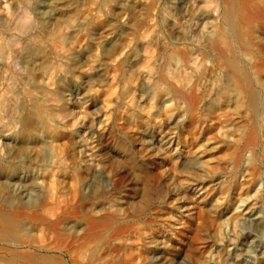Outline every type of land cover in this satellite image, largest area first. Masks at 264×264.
Instances as JSON below:
<instances>
[{
  "label": "rangeland",
  "instance_id": "obj_1",
  "mask_svg": "<svg viewBox=\"0 0 264 264\" xmlns=\"http://www.w3.org/2000/svg\"><path fill=\"white\" fill-rule=\"evenodd\" d=\"M162 1L79 0L46 48L36 45L44 24L20 45L23 56L55 60L46 79L23 63L31 78L17 83L21 117L0 125V174L15 166L4 136L33 131L36 145L14 152L33 149L38 163L24 168L40 189L28 202L0 194V264H150L160 240L168 264H219L235 247L240 194L249 191V205L264 189V0H216L224 11L211 30L199 18L205 0L193 1L176 35L163 30ZM225 17L230 34L221 40ZM6 69L0 63V76ZM64 83L78 95L62 99ZM175 123L167 152L141 144L140 130L167 133ZM197 161L200 175L190 169ZM192 183L216 205H195L182 219L178 199ZM224 202L228 210L215 212Z\"/></svg>",
  "mask_w": 264,
  "mask_h": 264
},
{
  "label": "bare ground",
  "instance_id": "obj_2",
  "mask_svg": "<svg viewBox=\"0 0 264 264\" xmlns=\"http://www.w3.org/2000/svg\"><path fill=\"white\" fill-rule=\"evenodd\" d=\"M76 1L78 2L79 0H0V14L5 22L3 26H0V46L3 49V54L0 56V63L7 66L5 73L0 76V125H2V122L6 117H10L12 119L18 117L19 119L20 110L16 100L17 97L15 95L18 90L17 83L18 81L27 82V80L31 78L26 74L27 72L25 73L26 69L23 63L29 62V65L32 67V72L36 73L39 77L46 79L47 66L50 62L52 63V61L55 60L53 57H45L44 55L23 56V54H21L22 50L20 45L26 41L27 36L36 27L38 28V25L44 24L46 25L47 30L43 32V35L41 34V40L38 42L36 41V45L43 49L46 48L50 31L54 29V27H59L62 24L65 11L70 9ZM193 1L195 2L196 0H163L161 4L162 6L160 5L161 7L159 9L160 15L164 18L165 22L163 30L176 35L179 29V27L176 26L179 21L178 15L182 9L191 4ZM32 5L34 6L32 7ZM223 9L224 8L221 7L216 0H205L203 12L199 18H204L205 20L207 19L205 21L206 30H211L215 27L216 22L221 17V11ZM125 12H127V9L121 10V14H124ZM225 18L227 19L226 22L218 27L221 40H224L225 37L230 34L229 28L231 26L229 25L228 18ZM115 32L116 31H109L108 35H113L114 37L116 35L117 37ZM188 45L190 49V56H197V51L195 50L196 43L190 42ZM138 59L139 57L137 56L131 61L136 64ZM201 61L204 64H207L208 56H202ZM32 72L31 74H33ZM30 93L34 99L36 101H40V103L46 100V96L41 88L32 89ZM76 95H78L77 90H75L69 83H66L64 89L62 90L61 98L68 101L69 98ZM165 102H168V100ZM255 102H259V98ZM16 123L17 125H20L19 121H16L14 125ZM171 128L172 129H170L167 133L159 132L158 128H145L140 130L141 144L151 151L167 152L173 146L177 137V124H172ZM24 132L25 134L23 136L26 137L22 139H19L15 134L7 133V135L3 138L4 144L1 148L4 151V158L15 164V166L13 165L14 168H12L11 171L9 170V172L0 174V194H8L12 197V199H16L20 202H28L29 200L36 199L40 192V189L33 182L35 177H33L32 172L24 168V165L27 163H30V165L38 163L34 162L32 158L34 155L33 149L28 152V154L23 155H15L14 152L16 148L21 146L31 149L33 145H36L35 138L33 137L35 134L33 131L29 130ZM77 138H79V136ZM76 144H78V147H82V140L77 141ZM208 150L211 151L213 149L209 148ZM41 154V160L42 163H44L46 161V152L44 149L41 151ZM44 164L46 165V163ZM190 169L193 173L198 172L199 175L200 172L203 171L200 161L191 165ZM258 183H263L262 179L259 178L255 181V185ZM200 191V189L195 188V184L193 183L188 184L185 187L184 193L191 194L189 198L178 199V205H180V209L182 208L183 212L181 216L182 219L187 218L192 214L193 207L195 205L206 203L212 205L213 208L215 207L216 201L213 202L212 200L206 199ZM262 191L263 192L259 195V199L254 203H248L249 205H243L248 201L249 191L246 190L240 194L239 203L242 204L240 207L244 208L237 216L240 221L234 224L235 239L233 244L235 247L232 249L231 253L221 257L220 263L218 262L219 264H264V189ZM199 198L202 199L200 200ZM11 202L12 200L10 203ZM224 210H228L225 202L220 207L217 206L215 208V212L218 214L224 213ZM165 244V240L155 242L153 247L155 254L151 258L150 264L169 263L167 257L164 256L166 251ZM173 254L174 252L172 251V255ZM176 257L177 256H175V258Z\"/></svg>",
  "mask_w": 264,
  "mask_h": 264
}]
</instances>
